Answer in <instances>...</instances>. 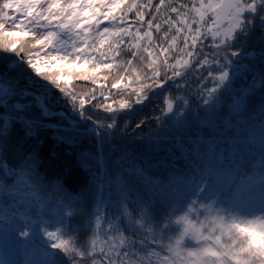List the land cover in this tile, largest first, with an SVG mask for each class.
I'll use <instances>...</instances> for the list:
<instances>
[{"label":"snow or ice","instance_id":"obj_1","mask_svg":"<svg viewBox=\"0 0 264 264\" xmlns=\"http://www.w3.org/2000/svg\"><path fill=\"white\" fill-rule=\"evenodd\" d=\"M257 20L264 27V0H0V60L8 57L0 72V152L8 144L7 125L15 122L27 136L51 129L56 144H74L71 134L85 121L91 122L85 132L115 138L117 117L136 118L141 111L136 106L148 101L150 93L187 87L184 79L193 73L196 96L206 109H214L218 94L241 72L240 57L247 53L237 46ZM78 84L91 87L77 90ZM257 84L264 87V73L253 77L246 92H254ZM16 96H31L35 103L10 104ZM29 107H39V117L28 116ZM167 111L173 112L171 102ZM69 112L73 119L64 120ZM98 112L106 114L107 132L99 130ZM144 123L140 119L134 128L124 123V130L141 129ZM34 161L33 156L29 173ZM260 165L264 192V147ZM241 168L238 162L234 172ZM0 171L7 176L23 169L4 160ZM241 174L234 194L217 188L211 171L197 175L194 170L189 192L175 194L162 212L151 201L146 206L139 201L135 221L126 195L118 197L110 212L111 198L101 192L94 210H81L87 221L78 226L83 241L70 222L44 228L50 249L44 264H264V195L258 202L238 200L251 191L244 182L248 176ZM28 179L35 184L38 177L29 174ZM14 180L13 175L0 183V196L11 195L7 185ZM93 180L99 191L103 181ZM0 222V232L24 241L34 234L29 209L21 210L14 197L0 202Z\"/></svg>","mask_w":264,"mask_h":264},{"label":"trees","instance_id":"obj_2","mask_svg":"<svg viewBox=\"0 0 264 264\" xmlns=\"http://www.w3.org/2000/svg\"><path fill=\"white\" fill-rule=\"evenodd\" d=\"M237 50L247 53L240 57L243 67L233 76L231 85L218 94L214 109H206L196 96L193 73L184 79L187 87H173L167 91L157 89L162 94L155 96L150 93L148 101L136 106L141 109L136 118L123 121L117 117L119 131L115 138L108 140L84 131L90 121L82 122L80 131L71 134L75 136V143L71 145L54 143L49 128L27 136L20 123L8 124L9 139L6 149L0 152V164L6 160L8 166H19L23 171L7 176L0 171V183L15 176V180L7 185L11 195L0 196V202L11 201L14 197L21 210L24 207L29 209V216L35 223L31 239L19 242L17 253L22 254L19 260H13L14 249L8 251L0 237V264H44V253L50 251L46 247L49 242L44 228L54 230L61 222H70L83 241L84 232L78 226L87 221L80 215L81 210L85 207L94 210L101 192L106 200L111 198L113 207L110 212L115 211L118 197L126 195L130 219L135 221L140 210L139 201H145V206L151 201L157 211L162 212L175 194L189 192L194 170L197 175L201 170L211 171L216 187L223 192L235 193L236 186L243 179L241 173L246 174L248 180L260 179V156L264 147V87L257 84L254 92H246L253 77L259 79L264 73V57L261 56L264 27L258 20L248 38L239 41ZM7 60V56L0 60V72L6 70ZM203 75L204 69L201 70ZM88 87L91 85L78 84L77 90ZM184 100L189 103L185 105ZM13 102L35 103L31 96H16L9 101L10 104ZM168 102L173 104L172 113L167 111ZM3 111L0 108V113ZM8 112L13 114L11 107ZM181 112L185 115L178 118ZM27 115L39 117V107H29ZM95 115L101 118L99 130L107 132L103 127L109 122L105 119L106 114L98 112ZM72 119L70 112L64 116V120ZM140 119L145 122L141 129L125 132L124 123L134 128ZM33 156L35 167L29 173L28 165ZM238 162L242 165L241 173L234 172ZM103 168L108 171V177L102 178ZM29 174L38 177L35 184L28 179ZM94 176L103 181L99 191L94 187ZM122 188L124 192H121ZM224 199L222 195L221 200ZM69 212L76 215L69 216ZM99 231L103 238V227ZM33 253L38 254L37 257Z\"/></svg>","mask_w":264,"mask_h":264},{"label":"rangeland","instance_id":"obj_3","mask_svg":"<svg viewBox=\"0 0 264 264\" xmlns=\"http://www.w3.org/2000/svg\"><path fill=\"white\" fill-rule=\"evenodd\" d=\"M231 83L229 84V86ZM245 184H251V191H245L238 200L240 201H248L249 199L258 202L262 195H264V192H262L260 179L256 178V180H247L244 181ZM235 194V193H234ZM0 237L3 240L4 244L8 248L7 250L10 251L11 249H14V255L13 260L17 259L19 260L22 257V254L17 253L19 242H21L22 238H20L18 235H15L11 232H0ZM17 241H16V240ZM34 257H37L38 254L33 253ZM8 257V253L5 255ZM19 264V262H18Z\"/></svg>","mask_w":264,"mask_h":264},{"label":"built area","instance_id":"obj_4","mask_svg":"<svg viewBox=\"0 0 264 264\" xmlns=\"http://www.w3.org/2000/svg\"><path fill=\"white\" fill-rule=\"evenodd\" d=\"M104 176L108 177V171L106 169H102V178H104Z\"/></svg>","mask_w":264,"mask_h":264}]
</instances>
